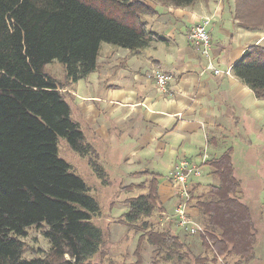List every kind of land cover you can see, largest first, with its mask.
<instances>
[{
	"label": "trees",
	"instance_id": "trees-1",
	"mask_svg": "<svg viewBox=\"0 0 264 264\" xmlns=\"http://www.w3.org/2000/svg\"><path fill=\"white\" fill-rule=\"evenodd\" d=\"M189 6L196 0H149ZM233 17L246 29L264 31V0H234ZM158 12L146 0H0V264H92L101 253L103 230L92 220L100 214L89 187L58 157V138L85 157L103 185L109 176L79 124L71 116L65 89L97 68L101 45L137 52L151 42H165L146 17ZM58 62L61 81L44 67ZM233 74L264 98V45L253 44L232 64ZM216 180L190 202L198 210L204 235L193 264H246L254 256L256 232L241 185L233 173L231 149L207 160ZM147 183L125 199L121 215L130 225L141 221L133 262L144 264L142 245L153 247L151 264H189L191 247L170 227L144 218L161 210L159 176L142 173ZM195 194V195H194ZM41 231L48 250L25 259L27 229Z\"/></svg>",
	"mask_w": 264,
	"mask_h": 264
},
{
	"label": "crops",
	"instance_id": "crops-1",
	"mask_svg": "<svg viewBox=\"0 0 264 264\" xmlns=\"http://www.w3.org/2000/svg\"><path fill=\"white\" fill-rule=\"evenodd\" d=\"M233 2L151 5L158 14L147 17L148 26L160 34L165 31L167 40L151 42L137 52L111 45L102 51V44L97 68L65 91L71 116L77 119L73 120L79 124L78 119H84L92 141H101L111 150L129 144L120 159L127 167L121 175L129 184L145 171L159 176V197L167 208L175 205L171 172L181 159L200 167L201 175L191 186L204 189L216 183L205 162L230 148L233 173L244 187L240 198L250 210L256 240L259 237L261 242L260 254L254 247V256L246 264H264V98L255 97L232 72V64L246 48L264 45V31L243 28L233 17ZM204 18L210 20V52L222 71L218 75L206 69L207 59L186 36ZM156 69L172 76L165 93L150 77ZM88 143L110 179L96 146ZM188 211L196 220L198 210L191 202ZM178 232L197 254L201 252L198 235Z\"/></svg>",
	"mask_w": 264,
	"mask_h": 264
},
{
	"label": "rangeland",
	"instance_id": "rangeland-1",
	"mask_svg": "<svg viewBox=\"0 0 264 264\" xmlns=\"http://www.w3.org/2000/svg\"><path fill=\"white\" fill-rule=\"evenodd\" d=\"M144 1V0H143ZM150 5H161L156 2L146 0ZM147 19V17H146ZM164 32L165 31H161ZM106 44L104 43L102 51L105 50ZM112 46V45H111ZM44 71L51 77L61 81L63 78V68L58 62H52L44 67ZM68 101V100H67ZM74 120H77L74 115H72ZM82 119H78L80 124V129L84 132L86 140L91 142L96 146L99 151V159L104 164L106 170L110 174V179L106 185H103L97 176L92 171L91 167L87 163L85 157L79 156L74 152L66 139L63 137L58 138V157L66 161L72 166L73 172L80 176L86 185L89 187V194L93 196L100 206V214L98 217L93 218V222L103 230V241L104 244L101 248V253L95 255L91 262L92 264H107L109 259L115 261L116 263L133 262L134 249L137 243V238L143 232L139 229L141 221L134 224H126L122 218V214L126 211L127 207L124 204L126 198L131 196H136L142 192L141 189L135 187L134 189H126L129 185V179L121 174L123 171L127 170L125 165L120 164L121 157L126 156L129 150V144L118 146L115 149L105 148L101 141H92L88 137V130ZM223 142L221 141L220 144ZM227 146V145H226ZM226 148V147H225ZM115 174V175H114ZM136 183H147L149 177L142 173H138ZM129 184V185H128ZM243 186L241 185V190L243 191ZM203 189L198 188L197 193H200ZM195 195V194H194ZM175 196V193H174ZM242 198V195H241ZM175 201L176 196H175ZM173 200V202L175 203ZM162 209L155 211L150 217L144 218L147 223H153L158 228L170 227L172 232L179 233L174 222L173 213L174 208H167L163 202H161ZM192 208H194V202L191 203ZM175 207V205H174ZM254 220L256 222V217L254 215ZM197 222L200 223L199 217H197ZM182 231V230H181ZM182 236V234H180ZM183 237V236H182ZM25 244L26 251L24 253L25 259H31L36 257H41L42 252L48 250V242L43 237L40 230L31 227L27 229V235L22 238ZM260 238L257 237L255 248L257 255L260 254ZM191 246V259L189 264H193L192 255H196V249ZM154 253L153 247L148 243H143L142 245V260L144 264H151L153 260Z\"/></svg>",
	"mask_w": 264,
	"mask_h": 264
},
{
	"label": "built area",
	"instance_id": "built-area-1",
	"mask_svg": "<svg viewBox=\"0 0 264 264\" xmlns=\"http://www.w3.org/2000/svg\"><path fill=\"white\" fill-rule=\"evenodd\" d=\"M209 18L202 19L199 23L192 25L187 33V39L193 46H195L207 59L206 69L211 70L215 75L222 73L217 68L211 57V40L208 31ZM229 74V70L224 72ZM150 77L154 79L157 89L160 92H167L168 85L172 80V76L160 69H156ZM206 156L202 158L204 162ZM201 175L200 167L185 159H181L171 172V178L174 184V193L176 196V202L173 213V220L176 227L184 231L188 235H204V228L201 223L197 222L188 211L190 204L191 194L190 188L193 180Z\"/></svg>",
	"mask_w": 264,
	"mask_h": 264
}]
</instances>
